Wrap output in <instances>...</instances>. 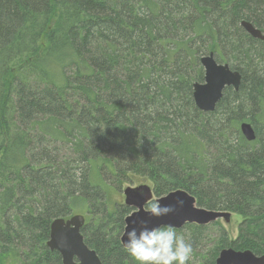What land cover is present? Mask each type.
Listing matches in <instances>:
<instances>
[{
	"label": "trees",
	"instance_id": "obj_1",
	"mask_svg": "<svg viewBox=\"0 0 264 264\" xmlns=\"http://www.w3.org/2000/svg\"><path fill=\"white\" fill-rule=\"evenodd\" d=\"M242 21L264 32V0H0V254L63 264L51 225L82 214L102 264H137L121 244L134 209L111 202L136 175L243 218L234 240L218 221L176 229L189 264L264 255V42ZM212 52L242 81L205 113Z\"/></svg>",
	"mask_w": 264,
	"mask_h": 264
},
{
	"label": "water",
	"instance_id": "obj_2",
	"mask_svg": "<svg viewBox=\"0 0 264 264\" xmlns=\"http://www.w3.org/2000/svg\"><path fill=\"white\" fill-rule=\"evenodd\" d=\"M241 26L253 38L264 41V32L250 22L242 21ZM200 63L205 71V78L204 82L194 84V101L199 110L210 113L216 110L227 88L239 90L242 75L229 64L218 62L213 52L202 56ZM240 131L247 141L256 140L255 130L250 123H241ZM123 193L124 205L134 209L125 219V230L121 237L124 248L128 242L127 233L133 229L139 235L145 229L151 231L165 226H172L175 229H181L187 224L206 226L221 219L230 223L233 217V213L229 211L199 207L196 198L182 189L155 200L161 207L172 209L167 215L160 217L153 216L147 209L155 198L154 188L148 185L128 187ZM85 221L82 214L53 221L47 247L61 255L63 264H102L97 253L85 243L81 232ZM216 264H264V255H257L252 250L237 251L230 247L220 252Z\"/></svg>",
	"mask_w": 264,
	"mask_h": 264
},
{
	"label": "clouds",
	"instance_id": "obj_3",
	"mask_svg": "<svg viewBox=\"0 0 264 264\" xmlns=\"http://www.w3.org/2000/svg\"><path fill=\"white\" fill-rule=\"evenodd\" d=\"M148 211L156 217L167 215L169 207H161L158 202L150 203ZM125 250L137 264H189L194 249L184 236H178L172 226L151 231L145 229L137 234L133 229L127 233Z\"/></svg>",
	"mask_w": 264,
	"mask_h": 264
},
{
	"label": "rangeland",
	"instance_id": "obj_4",
	"mask_svg": "<svg viewBox=\"0 0 264 264\" xmlns=\"http://www.w3.org/2000/svg\"><path fill=\"white\" fill-rule=\"evenodd\" d=\"M52 24L54 23L52 22ZM129 178L130 180L123 184L120 191H116L112 193L111 195L112 203L124 204L125 196L123 192L128 187L136 188L142 185H148L154 188L152 182L149 181L148 179H145L143 177L136 176V175H129ZM156 199L157 197L155 196L153 202H155ZM232 215L233 217L231 218L230 223H226L222 219L219 220L218 222L220 224L219 226H221L229 234L230 239L234 240L238 236V227H239V224L242 222L243 218L238 214H232ZM0 264H22V262L20 261V258L18 257L17 254L9 253L6 255L0 254Z\"/></svg>",
	"mask_w": 264,
	"mask_h": 264
},
{
	"label": "bare ground",
	"instance_id": "obj_5",
	"mask_svg": "<svg viewBox=\"0 0 264 264\" xmlns=\"http://www.w3.org/2000/svg\"><path fill=\"white\" fill-rule=\"evenodd\" d=\"M264 42V41H263Z\"/></svg>",
	"mask_w": 264,
	"mask_h": 264
}]
</instances>
